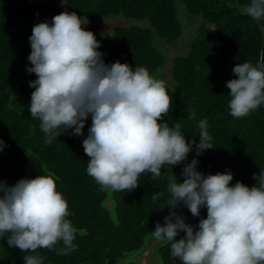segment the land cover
Here are the masks:
<instances>
[{"label":"trees","instance_id":"trees-1","mask_svg":"<svg viewBox=\"0 0 264 264\" xmlns=\"http://www.w3.org/2000/svg\"><path fill=\"white\" fill-rule=\"evenodd\" d=\"M177 2L183 5L187 17L200 16L202 24L188 52L172 60L173 84L167 86L172 107L161 122H168L170 127L180 123L186 140L195 139L198 144V124L207 119L214 149L196 156L193 147L185 162L165 166L160 177L143 174L140 186L132 192L103 188L87 173L89 158L83 140L91 117L85 123L83 136L74 137L69 130L51 144L45 143L40 121L31 118L28 108L34 89L29 82L37 77L27 73L26 68L32 66L27 59L32 29L38 23H51L52 17L64 11L87 16L90 23L83 27L95 33L101 44L98 51L104 54L106 63L142 66L155 77L165 63L156 42L173 43L182 35ZM249 3L250 0H68V5L63 6L61 0H0V139L5 142L0 151V181L14 186L21 179L38 175L54 178L57 190L69 205L71 215L67 219L78 229L74 240L77 249L68 255L38 250L44 264H138L121 259L127 253L142 251L157 222L164 225L170 208L161 204L170 198L169 178L175 176L182 183V169L192 159L199 160L197 170L205 175L230 170L234 176L232 185L242 182L252 187L257 183L253 174L264 169V105L237 119L230 114V90L226 87V82L238 79L232 71L237 63L255 66L264 53V19L256 21L242 12ZM112 16L146 21L147 26H116L100 37L96 21ZM154 193H162L155 203ZM176 211L193 226L207 218L206 208L201 210V217H193L182 203ZM184 235L181 233L177 240ZM155 253L157 264H183L179 258L171 257V242L159 245ZM26 254L35 253H22L9 247L6 237H0V264H25Z\"/></svg>","mask_w":264,"mask_h":264},{"label":"clouds","instance_id":"clouds-1","mask_svg":"<svg viewBox=\"0 0 264 264\" xmlns=\"http://www.w3.org/2000/svg\"><path fill=\"white\" fill-rule=\"evenodd\" d=\"M63 6L68 0H61ZM242 12L256 21L264 19V0H250ZM87 16L64 11L51 23L36 24L29 37L31 53L27 67L35 80L29 112L40 121L45 143L63 133L88 135L83 140L89 158L87 173L103 188L132 192L143 174L153 178L162 168L187 160L195 147L196 156L214 149L207 119L199 124V143L187 141L181 124L170 127L164 118L172 107L165 81L154 78L147 68L126 63L108 64L95 33L83 26ZM226 82L231 97L230 114L239 119L264 105V53L255 66L237 63ZM5 142L0 139V151ZM198 159L182 169L183 182L169 178L170 198L161 204L170 208L164 226L157 222L151 235L171 242V257L183 264H264V169L253 174L257 182L248 187L234 179L231 171L205 175L197 170ZM162 193H154L157 202ZM183 204L193 217L207 218L198 226L186 223L177 213ZM69 205L57 190L54 178L38 175L24 178L14 186L0 181V237L24 255L25 264H44L39 249L68 255L77 249L78 229L73 226ZM185 233L182 238L177 237ZM62 244V246H60Z\"/></svg>","mask_w":264,"mask_h":264},{"label":"rangeland","instance_id":"rangeland-1","mask_svg":"<svg viewBox=\"0 0 264 264\" xmlns=\"http://www.w3.org/2000/svg\"><path fill=\"white\" fill-rule=\"evenodd\" d=\"M176 8L178 18L183 24L182 35L173 43H165L160 40L156 42V45L165 57V63L157 72V75L154 78L165 81L166 86L169 87H171L173 84V80L170 76V69L173 58L177 55H185L188 52L189 43L195 37L199 27L202 24V19L200 16H196L194 18L187 17L184 14L185 10L181 3L177 2ZM96 25L98 28V33L100 34V37H102L104 36V34L111 32L112 29L116 26H147V22L127 19L122 16H112L108 17L107 19L105 18L96 21ZM208 26L211 27L210 25ZM107 205L109 206V202H107ZM165 242L166 241L156 240L153 236H149L147 237L146 244L142 251H140L139 253H137V251L127 253L121 259V261L123 262L132 259L137 261L138 264H157V256L155 250L159 245Z\"/></svg>","mask_w":264,"mask_h":264}]
</instances>
